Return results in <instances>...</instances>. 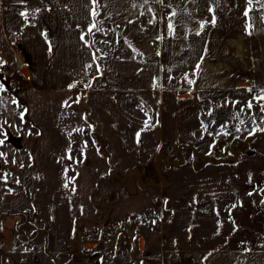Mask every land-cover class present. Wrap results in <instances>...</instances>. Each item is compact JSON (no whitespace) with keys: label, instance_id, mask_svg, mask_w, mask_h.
Returning <instances> with one entry per match:
<instances>
[{"label":"rangeland","instance_id":"obj_1","mask_svg":"<svg viewBox=\"0 0 264 264\" xmlns=\"http://www.w3.org/2000/svg\"><path fill=\"white\" fill-rule=\"evenodd\" d=\"M3 1L0 140L18 139L0 145L4 264L263 256L264 0H196L197 64L179 71L156 41L187 42L185 25L173 29L164 14L156 59L144 64L95 13L98 54L82 51L94 69L66 85L16 62L26 7ZM103 58L131 62L132 79L105 80ZM209 76L221 82L201 88Z\"/></svg>","mask_w":264,"mask_h":264},{"label":"crops","instance_id":"obj_2","mask_svg":"<svg viewBox=\"0 0 264 264\" xmlns=\"http://www.w3.org/2000/svg\"><path fill=\"white\" fill-rule=\"evenodd\" d=\"M95 3L99 20L109 22L123 42L128 44L130 50L133 48L144 56V64L148 60L153 63L156 59L153 56L155 47L152 44L157 40L155 38L161 35V21L164 14H168L173 29L178 27L176 30L179 31L181 24L188 28L185 31L188 40L182 44L178 41L174 43L172 40L167 44L156 41L160 47L158 51L171 54L173 71L189 70L197 64L196 57L190 55L195 54L190 37L196 18V0H95ZM3 4L4 1L0 0V30L4 17ZM19 5L26 7L27 16L21 30V40L14 42L13 45L19 51L17 55L21 57L23 66H27L35 75L43 78L45 85L69 84L92 68L88 56L83 54L86 49L93 51L89 31L93 22L92 0L6 1V6L14 9ZM35 6L39 7L37 11L33 8ZM14 9L10 12H16ZM236 46L238 48L240 44ZM92 54L94 55V51ZM150 55L151 59L147 57ZM183 55H187V58H182ZM205 63L201 69L202 73L210 71L212 67L208 61ZM128 64L131 62L127 60L103 58L101 63L105 72L103 77L105 80H112L114 75L118 76L117 84L123 87L127 84L126 78L130 80L133 76L129 71L131 66ZM144 70L147 74L146 66ZM155 71L157 70H151L153 74ZM153 82L158 83L155 80ZM220 82V78L216 80V77L209 76L202 78L199 86L203 88ZM256 253L258 255H245L243 252L225 255L220 257V261L222 264H264V254L262 256L259 252ZM193 259L195 260L196 256H192L191 260ZM0 264H4L1 253Z\"/></svg>","mask_w":264,"mask_h":264},{"label":"trees","instance_id":"obj_3","mask_svg":"<svg viewBox=\"0 0 264 264\" xmlns=\"http://www.w3.org/2000/svg\"><path fill=\"white\" fill-rule=\"evenodd\" d=\"M92 4H93V15H94L95 13H97L95 0H92ZM5 134L7 135L6 139L4 140L6 143H13L14 144L16 141H18V139H16V137H13L8 132H6Z\"/></svg>","mask_w":264,"mask_h":264},{"label":"snow or ice","instance_id":"obj_4","mask_svg":"<svg viewBox=\"0 0 264 264\" xmlns=\"http://www.w3.org/2000/svg\"><path fill=\"white\" fill-rule=\"evenodd\" d=\"M249 2H251V0H249ZM21 15L26 17L27 13H21ZM89 31H91V29H89ZM258 99H264V95L260 96ZM248 107L251 108V102H249ZM261 110L264 111V105L261 106ZM260 130L264 131V129H260ZM3 144H4V140H0V145H3ZM0 156H4V154L0 153Z\"/></svg>","mask_w":264,"mask_h":264},{"label":"bare ground","instance_id":"obj_5","mask_svg":"<svg viewBox=\"0 0 264 264\" xmlns=\"http://www.w3.org/2000/svg\"><path fill=\"white\" fill-rule=\"evenodd\" d=\"M15 60H16L17 63L23 64L22 60L20 59V57L17 54L15 55Z\"/></svg>","mask_w":264,"mask_h":264},{"label":"built area","instance_id":"obj_6","mask_svg":"<svg viewBox=\"0 0 264 264\" xmlns=\"http://www.w3.org/2000/svg\"><path fill=\"white\" fill-rule=\"evenodd\" d=\"M1 248H2V235L0 233V250H1Z\"/></svg>","mask_w":264,"mask_h":264},{"label":"water","instance_id":"obj_7","mask_svg":"<svg viewBox=\"0 0 264 264\" xmlns=\"http://www.w3.org/2000/svg\"><path fill=\"white\" fill-rule=\"evenodd\" d=\"M94 54L97 55V52L94 50Z\"/></svg>","mask_w":264,"mask_h":264},{"label":"flooded vegetation","instance_id":"obj_8","mask_svg":"<svg viewBox=\"0 0 264 264\" xmlns=\"http://www.w3.org/2000/svg\"><path fill=\"white\" fill-rule=\"evenodd\" d=\"M3 82H4V80H3Z\"/></svg>","mask_w":264,"mask_h":264}]
</instances>
